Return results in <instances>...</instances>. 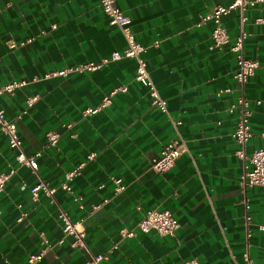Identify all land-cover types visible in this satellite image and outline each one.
I'll use <instances>...</instances> for the list:
<instances>
[{
    "label": "crops",
    "instance_id": "obj_1",
    "mask_svg": "<svg viewBox=\"0 0 264 264\" xmlns=\"http://www.w3.org/2000/svg\"><path fill=\"white\" fill-rule=\"evenodd\" d=\"M232 1L116 0L145 46L141 54L167 100L164 111L135 78L133 56L48 75L127 47L126 34L110 22L100 0H0V84L26 80L14 92L2 93L0 106L16 121L25 149L41 150L39 173L56 187V202L43 189L31 191L38 176L18 162L0 129V172L15 167L0 192V264H27L30 254L45 247L44 236L53 246L42 264H86L87 250L63 233L59 205L73 219L85 218L91 251L104 252L117 243L105 264H184L192 257L206 264H245L247 251L256 264H264V229L259 228L264 186L243 185L244 161L232 134L237 114L229 110L240 93L234 77L237 53L231 48L240 32V11L222 16L230 41L220 46L214 45L212 19L193 25L216 5ZM245 14L246 55L259 60L246 83L253 131L247 149L252 151L264 143V9L256 2ZM120 85L127 90H116L109 103L83 114ZM53 130L60 139L48 145ZM179 132L188 150L168 170L157 171L153 157ZM112 176L121 177L125 188L116 192ZM66 179L72 190L62 187ZM95 204L100 206L90 213ZM149 208L170 209L179 220L175 233L139 229L137 222ZM123 227L136 233L122 237Z\"/></svg>",
    "mask_w": 264,
    "mask_h": 264
},
{
    "label": "built area",
    "instance_id": "obj_2",
    "mask_svg": "<svg viewBox=\"0 0 264 264\" xmlns=\"http://www.w3.org/2000/svg\"><path fill=\"white\" fill-rule=\"evenodd\" d=\"M101 5L107 12L111 23L118 24L126 34L128 39V45L124 49H114L109 56H106L98 61H85L71 64L67 67L56 69L48 73V75H67L74 71H83L86 69H96L101 67L103 64L114 60L121 59L128 56H133L137 59V69L135 72V78L142 81L148 86V90L152 97V102L158 105L162 110L167 111V100L163 97L159 91L157 82L151 77L149 69L147 67V61L142 56V51L145 46L139 43L129 28L130 17L124 13L120 6L116 3V0H100ZM260 2L262 8L264 9V0H233L229 4H218L213 9L206 14H202L199 21L193 23V25H200L207 19H212L214 21V27L212 31L214 45L220 46L223 43L230 41V35L228 29L224 26L222 21V16L227 14L232 9H239L240 11V32L236 36L231 48L237 53V68L234 72V77L238 82V87L240 93L237 96L236 102L229 106L231 112H236L237 114V124L233 131V136L237 143L239 144L236 152L239 157L244 161V170L242 173L243 185L257 184L264 186V143L254 148L252 151L247 149V143L249 138L253 135L250 124V116L252 114L251 99L246 94V83L249 77L255 72V69L259 65V60L246 55L245 50V38L246 31L244 28L246 14L245 9L249 4H255ZM158 44V41L155 42ZM12 47L17 45L14 40L10 41ZM26 80H13L4 84H0V95L6 91L14 92V90L25 83ZM116 90H127L126 85H120L115 88L112 92L104 97L103 102L97 107H87L83 110V114L87 115L96 111L99 107L110 102L111 95ZM37 96H30L27 99L29 105L33 104ZM262 99H257L256 102L260 103ZM180 123L179 120L175 121V125ZM69 123L67 126H71ZM0 129L3 130L8 136V145L11 149L16 151V159L19 163L26 164L31 168V170L38 176V182L31 187V191L37 194L40 189H43L48 195L50 201L56 202L55 190L56 187L50 186L40 175L39 168L40 164L37 157L41 154V150H37L34 153H29L24 146L21 133L18 129V125L14 119L8 118L3 107L0 106ZM260 136L264 138V131L260 132ZM60 139V132L49 131L47 133V144L55 145ZM188 150V146L185 138L179 132V135L175 138L169 140L163 146L159 155L153 157L152 167L157 171L164 172L168 170L175 164L176 158L183 152ZM250 163V165L248 164ZM81 165L75 169L68 171L66 178L71 179L73 175L79 172ZM15 171V167H11L9 171L0 172V192L5 188L6 181L9 179L10 175ZM62 182V187L68 190H72L69 181ZM115 182V191L118 192L125 188L126 184L122 181L121 177L112 176ZM83 206V204H81ZM100 204H95L89 210L92 213ZM59 218L62 222V230L64 235H72V244L75 246H82L88 252V258L86 259V264H105L104 260L109 258L111 252L117 247V243L113 244L107 251L104 252H93L89 248L86 236L87 229L85 224V218L80 217L78 219H73L66 206L59 205ZM23 213L19 219L23 218ZM246 223L248 224L251 220V215L246 214ZM179 226V220L174 215L170 209L162 208H149L145 212L142 218L137 222V227L143 231H148L150 229H155L161 234H174L176 228ZM259 228L264 229V222L259 224ZM120 235L132 236L136 233L134 228L123 227L120 229ZM249 234V233H248ZM60 242L63 238H60ZM45 247L39 252L32 253L28 257L27 264H42L45 252L47 249L52 248V243L44 236ZM246 263L245 264H256L254 258L247 251L245 253ZM60 260H64L60 257ZM184 264H206L199 261L196 257L188 258L183 260ZM71 264V263H65ZM150 264V263H148Z\"/></svg>",
    "mask_w": 264,
    "mask_h": 264
}]
</instances>
